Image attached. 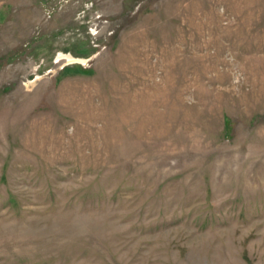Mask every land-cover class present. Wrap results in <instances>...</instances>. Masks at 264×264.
I'll list each match as a JSON object with an SVG mask.
<instances>
[{
  "label": "rangeland",
  "instance_id": "374dc122",
  "mask_svg": "<svg viewBox=\"0 0 264 264\" xmlns=\"http://www.w3.org/2000/svg\"><path fill=\"white\" fill-rule=\"evenodd\" d=\"M0 264H264V0H0Z\"/></svg>",
  "mask_w": 264,
  "mask_h": 264
}]
</instances>
